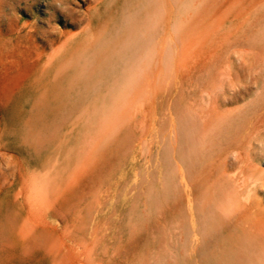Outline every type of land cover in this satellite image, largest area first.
Returning a JSON list of instances; mask_svg holds the SVG:
<instances>
[{"label": "rangeland", "instance_id": "374dc122", "mask_svg": "<svg viewBox=\"0 0 264 264\" xmlns=\"http://www.w3.org/2000/svg\"><path fill=\"white\" fill-rule=\"evenodd\" d=\"M118 1L0 0V264H264V0H134L115 101Z\"/></svg>", "mask_w": 264, "mask_h": 264}, {"label": "bare ground", "instance_id": "6f19581e", "mask_svg": "<svg viewBox=\"0 0 264 264\" xmlns=\"http://www.w3.org/2000/svg\"><path fill=\"white\" fill-rule=\"evenodd\" d=\"M121 1L122 0H119L118 1L117 6L120 5ZM126 2H127V6L130 8V11L129 12L128 11L126 12L124 10L125 15H124V13H121V10L117 12V8L115 9L116 11L115 10L114 11H107L106 25L104 26L105 28L109 27V24L111 23L112 18L113 19L114 18L118 19L117 21L120 24H118V23H117L118 25L117 24H114L115 26L112 27L113 28L112 29L113 31H111V32H113V34H114V31H116L115 34L117 36L118 35L117 33L122 32L123 29H127L128 32L125 31V34H124V35H126V36H124L125 37L124 39L126 41L125 40L122 41V39L119 40L117 38V40H116L117 42L116 43H114L115 41L113 42L116 45L117 49H118V52L116 53V55H114V56H116V60L111 61L110 60L111 59L110 58L111 56L110 57H107L105 59V62L104 61L102 62L103 64H101V65H103V66L99 70V74H115L116 75V79L114 78L115 80L113 79V80H110V81H107L106 82V84L104 86L105 87L104 88L105 91H104V96H103V98L109 96V97H111L115 101H118L122 97H125L129 93V91H131L129 89L131 87L132 81L135 80L134 78H136V75L139 73L140 70H144V68L145 69L147 68L146 67L147 66V62L144 59H146V57L148 59L149 58L148 56H150L151 53H152L150 51H147L148 49L147 50L145 49L146 46H145V48H143L144 46L142 45L143 43L144 44H146V43L149 44V42L151 41L150 34L152 33L151 32L152 31L151 29L153 27L151 28L150 23L153 22V17L151 16L150 9H148L149 17L147 18L146 23H144V25L147 24L146 26H147L148 29L146 31V26H145L144 33L146 32L145 33L146 35H144L145 37L143 36L144 40L142 39L141 42H140V43H142L144 41L141 44L143 47H141L140 43H138L136 41V39H134L135 36H133L134 38L132 37V35L135 34L136 27H137V23H138V17H137V11H138V8H139L138 7V1L132 0L130 2L129 0H126ZM126 2H124V3H126ZM122 6L125 8L124 4H122ZM122 6L120 5L119 7L121 9H123ZM54 10H56V11L57 10H63V12H66L61 5H57L56 7H54ZM54 10H53V12L56 13ZM67 13H69V12L67 11ZM70 14L72 15L71 12H70ZM119 19H121V20H119ZM81 21H84V18H82ZM112 24H113V22H112ZM110 26H111V24H110ZM105 28L103 30H105ZM143 28L144 27H142L141 30ZM106 31L107 30H105V32ZM101 32L102 31H100V33L98 35L99 41H100L101 35L103 36V34H104V31L102 32L103 34H101ZM108 32H110V31L108 30ZM122 33H124V32H122ZM122 33H120L119 35H121ZM113 34L111 33L109 35L110 36L111 35L113 36ZM115 34H114V36H115ZM127 34H128V36H127ZM104 35L106 36L108 34L105 33ZM126 37H127V39H126ZM98 38L95 41H97V45H100V44H98L99 43L98 42ZM149 38H150V40H149ZM93 45H94V43H92L90 45H86L85 44L88 53H89L88 47L89 46L90 47L92 46V48H93ZM139 45H140V47H139ZM149 46H150V44H149ZM95 48L96 47H94V49ZM140 49H141V53L143 52L142 50L145 49L144 50L145 51L144 54H145L146 57H144V55L140 53ZM148 52H150V54ZM91 53H93V52H91ZM91 53L89 54L90 55V58H89L90 60H91ZM82 54L83 55H86L84 52ZM83 55L80 56V59H75V61L73 60V62H72L73 71L72 72H68L66 74H78L80 69H84L83 74H87L86 73V71H87L86 69H87L89 63H91L93 61L91 60L89 62V61H86V59L85 60L84 59H81V57H83ZM93 58H94V56H93ZM97 62L94 61L93 64H96ZM77 65H78V67H76ZM90 70H91V68H90ZM89 74H91L90 71H89ZM133 85H134V83H133ZM133 88H134V86L132 87V89ZM232 253H233V251H230V254H232ZM206 258L209 261V258L207 256H206ZM187 264H195V263H193L192 261H188ZM209 264H221V263L218 262L217 260H215V261H209Z\"/></svg>", "mask_w": 264, "mask_h": 264}]
</instances>
